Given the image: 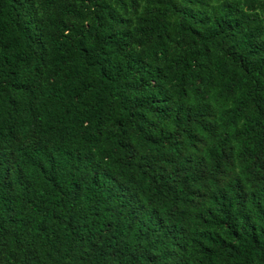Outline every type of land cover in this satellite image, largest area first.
<instances>
[{"label": "trees", "instance_id": "16d2710c", "mask_svg": "<svg viewBox=\"0 0 264 264\" xmlns=\"http://www.w3.org/2000/svg\"><path fill=\"white\" fill-rule=\"evenodd\" d=\"M0 264H264V0H0Z\"/></svg>", "mask_w": 264, "mask_h": 264}]
</instances>
